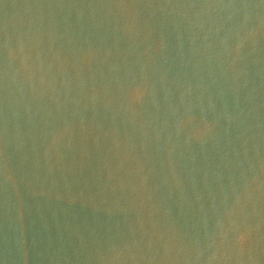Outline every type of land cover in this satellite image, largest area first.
Here are the masks:
<instances>
[{
	"label": "water",
	"instance_id": "water-1",
	"mask_svg": "<svg viewBox=\"0 0 264 264\" xmlns=\"http://www.w3.org/2000/svg\"><path fill=\"white\" fill-rule=\"evenodd\" d=\"M0 264H264V0H0Z\"/></svg>",
	"mask_w": 264,
	"mask_h": 264
}]
</instances>
